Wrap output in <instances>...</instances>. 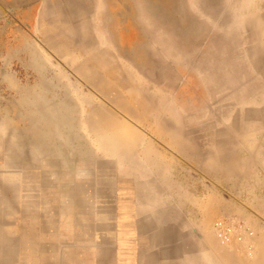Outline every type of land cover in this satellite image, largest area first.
Returning <instances> with one entry per match:
<instances>
[{
	"label": "rangeland",
	"instance_id": "rangeland-1",
	"mask_svg": "<svg viewBox=\"0 0 264 264\" xmlns=\"http://www.w3.org/2000/svg\"><path fill=\"white\" fill-rule=\"evenodd\" d=\"M77 3H0L1 139L45 153L51 214L96 216L120 264L135 184L195 261L264 264V0H144L130 29Z\"/></svg>",
	"mask_w": 264,
	"mask_h": 264
},
{
	"label": "crops",
	"instance_id": "crops-1",
	"mask_svg": "<svg viewBox=\"0 0 264 264\" xmlns=\"http://www.w3.org/2000/svg\"><path fill=\"white\" fill-rule=\"evenodd\" d=\"M96 1L102 3L103 9L99 24H112L106 0ZM131 1L136 12V7L144 3V0ZM86 2L73 0L74 6L76 3L80 6L84 18L92 13H86L83 6ZM18 141L17 134L4 139L0 134V264H109V247L100 249L95 239L98 236L96 216L90 213L88 218L84 217L89 224H83L84 218L76 212L70 213L72 218L67 220L65 213L51 214L45 153L27 143L22 147ZM35 157L41 158V164L34 165ZM152 195L149 188L139 189L135 184L122 192L121 234L127 239L122 244L120 264H208L194 260L193 238L190 236L188 240L187 229L179 225L189 220L179 218V214L163 215L161 200H153ZM74 201L67 203L72 205ZM190 233L193 235L195 230L191 228ZM67 236L74 239L69 240Z\"/></svg>",
	"mask_w": 264,
	"mask_h": 264
},
{
	"label": "flooded vegetation",
	"instance_id": "flooded-vegetation-1",
	"mask_svg": "<svg viewBox=\"0 0 264 264\" xmlns=\"http://www.w3.org/2000/svg\"><path fill=\"white\" fill-rule=\"evenodd\" d=\"M39 2L41 0H0L4 7L9 6L13 11L33 7ZM63 7H66L65 4ZM106 7L113 18L112 24H125L130 29L137 21L135 5L131 0H106Z\"/></svg>",
	"mask_w": 264,
	"mask_h": 264
},
{
	"label": "built area",
	"instance_id": "built-area-1",
	"mask_svg": "<svg viewBox=\"0 0 264 264\" xmlns=\"http://www.w3.org/2000/svg\"><path fill=\"white\" fill-rule=\"evenodd\" d=\"M221 235H219V237H220Z\"/></svg>",
	"mask_w": 264,
	"mask_h": 264
}]
</instances>
